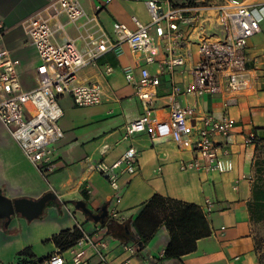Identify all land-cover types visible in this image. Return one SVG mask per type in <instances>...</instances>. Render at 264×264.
Masks as SVG:
<instances>
[{
    "label": "crops",
    "instance_id": "0c3cea01",
    "mask_svg": "<svg viewBox=\"0 0 264 264\" xmlns=\"http://www.w3.org/2000/svg\"><path fill=\"white\" fill-rule=\"evenodd\" d=\"M54 1L0 0V51H8L20 61L18 75L25 91L38 85L36 69L40 60L23 23ZM237 1L253 11L261 26V32L249 40L245 51L252 86L248 92L239 96L185 94L194 82L200 43L225 38L218 14L210 8L223 1L178 0L207 9L196 16L190 14L192 20L181 24L173 39L156 38L158 54L152 64L122 43L118 51L91 60L78 74L77 84L101 86L99 105L81 108L71 94L59 97L63 110L59 124L64 137L55 146L57 169L53 173L41 174L0 122V193L10 200H39L47 194L57 198L49 202L38 219L28 221L17 215L7 226L5 221L0 222V264H22L21 257L27 250L36 260L59 252L66 256L84 252V264H260L264 250L258 248L264 241V233L259 232L264 230V167L257 155L264 144V0ZM79 2L86 12L84 18L73 23L61 15L53 20L55 43L72 41L85 56L92 47V38H116L115 24L126 25L134 32V19L143 25L151 20L143 0H115L107 6L103 0ZM122 7L129 9L122 12ZM172 56L184 58V64L173 74L166 69ZM138 61L160 80L150 108L152 118L167 119L176 86L180 95L175 100L181 107L195 111L189 118V135L194 141L198 140L205 116L235 122L229 137L214 138L218 157L232 162L231 172L197 170L193 165L197 156L194 144L179 146L171 136L141 133L123 141L127 126L146 112L135 87L126 79V70L130 69L135 81H140ZM252 135L256 143H248ZM131 147L138 154L137 171L128 175L124 166L114 169L119 186L115 190L97 166L113 167ZM155 196L195 205L203 212L211 234L197 242L194 252L181 259H166L171 242L166 227L142 249L133 241L131 221ZM78 203H84L97 216L104 215L107 208L106 223L95 222ZM75 229L85 240L80 242L81 238L62 251L53 239L64 232L74 234ZM100 243L105 244L103 256L93 245ZM66 264L74 263L67 258Z\"/></svg>",
    "mask_w": 264,
    "mask_h": 264
},
{
    "label": "built area",
    "instance_id": "2783aa9c",
    "mask_svg": "<svg viewBox=\"0 0 264 264\" xmlns=\"http://www.w3.org/2000/svg\"><path fill=\"white\" fill-rule=\"evenodd\" d=\"M103 1L107 6L115 0ZM143 1L150 13V23L143 25L134 19L137 25L134 32L126 25L115 24L116 38L112 39L108 35L99 40L92 38V47L86 56L72 41L64 45L55 43L57 29L53 20L64 15L70 22L75 23L85 17L86 12L79 0H56L26 19L23 25L40 60L36 69L38 85L35 89H22L18 75L20 61L8 51H0V122L10 131L27 159L44 176L57 169L53 154L56 144L64 137L59 124L63 117L59 97L71 94L76 106L81 108L96 106L102 101L100 85L76 83L79 72L88 66L91 60H96L110 51H118L122 43H127L147 64H152L158 54L156 38L173 39V35L179 31V26L192 20L188 17L190 14L196 16L207 9L191 3L181 4L178 0ZM222 1V4L210 8L218 14L225 30V38L217 41L203 40L200 43V59L193 71L194 82L188 86L185 94L201 96L228 93L239 96L252 88L245 51L249 40L261 32L260 19L248 6L237 0ZM2 28L0 23V29ZM136 64L138 67L139 61ZM183 64V57L172 56L166 62V69L173 74L175 68ZM139 67V82L135 81L130 69L126 70V79L135 87L146 112L127 126L123 141L141 133L158 137L171 136L179 146L187 142L194 144L197 156L193 165L197 170L231 172L233 164L218 157L214 138L229 137L235 122L230 118L215 120L212 116H205L198 140L194 141L189 135V118L194 116L195 111L181 107L175 100V97L180 95L176 86L173 87L174 100L167 119L159 121L152 118L150 108L157 97L156 88L160 85V80L157 76H152L148 69ZM254 140L255 136L252 135L248 143H253ZM137 156V151L131 147L113 167L98 165L97 170L105 174L112 187L117 190L118 177L113 170L124 166V173L134 175L137 171ZM205 161L207 163H204ZM185 168L184 166L183 169ZM207 205H211L210 201H207ZM84 240L85 238L80 242ZM93 245L103 256L102 249L105 244ZM83 256L84 252H71L69 256L59 252L50 257L46 264H66L67 258L74 264H84Z\"/></svg>",
    "mask_w": 264,
    "mask_h": 264
},
{
    "label": "trees",
    "instance_id": "16d2710c",
    "mask_svg": "<svg viewBox=\"0 0 264 264\" xmlns=\"http://www.w3.org/2000/svg\"><path fill=\"white\" fill-rule=\"evenodd\" d=\"M253 143H256V138ZM113 222L115 221L111 220L110 223ZM162 227H166L171 236V242L165 253V258L169 260L181 259L194 252L197 242L211 234L208 221L198 206L155 196L145 205L139 216L131 221L133 241L142 249L149 244ZM77 230L75 229L74 234L64 232L56 236L53 239L56 246L65 251L76 244L83 238ZM22 256V264H46L50 259L48 257L36 260L30 254V250L25 251Z\"/></svg>",
    "mask_w": 264,
    "mask_h": 264
},
{
    "label": "water",
    "instance_id": "95a60500",
    "mask_svg": "<svg viewBox=\"0 0 264 264\" xmlns=\"http://www.w3.org/2000/svg\"><path fill=\"white\" fill-rule=\"evenodd\" d=\"M57 198L53 194H47L39 200H30V199H17L10 200L4 197L0 193V222L5 221L6 226L12 221V219L20 215L27 219L28 221H32L34 219H38L41 217L48 206L50 201L56 200ZM81 205V210L92 217L95 222H99L105 224L108 219L107 208L104 210V215H94L84 203H78Z\"/></svg>",
    "mask_w": 264,
    "mask_h": 264
},
{
    "label": "rangeland",
    "instance_id": "374dc122",
    "mask_svg": "<svg viewBox=\"0 0 264 264\" xmlns=\"http://www.w3.org/2000/svg\"><path fill=\"white\" fill-rule=\"evenodd\" d=\"M127 9L129 8H126V7H122L120 8V10L122 12H125V11H128ZM134 9H136V7H134ZM257 161H259L260 165L264 167V144L262 146H260L259 148V152H258V155H257ZM260 233H264V230L262 231H259ZM260 249H264V241H261V246L259 247ZM261 264H264V250H261Z\"/></svg>",
    "mask_w": 264,
    "mask_h": 264
}]
</instances>
